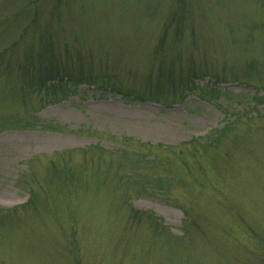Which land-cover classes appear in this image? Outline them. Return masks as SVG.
I'll use <instances>...</instances> for the list:
<instances>
[{
    "label": "rangeland",
    "instance_id": "1",
    "mask_svg": "<svg viewBox=\"0 0 264 264\" xmlns=\"http://www.w3.org/2000/svg\"><path fill=\"white\" fill-rule=\"evenodd\" d=\"M29 1L0 0V264H264V0L38 2L70 76Z\"/></svg>",
    "mask_w": 264,
    "mask_h": 264
},
{
    "label": "trees",
    "instance_id": "2",
    "mask_svg": "<svg viewBox=\"0 0 264 264\" xmlns=\"http://www.w3.org/2000/svg\"><path fill=\"white\" fill-rule=\"evenodd\" d=\"M43 0H30L29 2V7L30 11L35 13V15L33 16V19L31 20V22H29V24L27 25V28L24 31V35L31 36L33 41L37 40L38 42V47H39V51L40 54L38 55L39 58V62L38 63H33V57L35 56H31L32 55V46L29 47V49H26V53H27V62H25V64H28L30 62H32L35 67L40 66V64H42V62H46V66L44 68H47L45 71H42V69L40 68V76H70V74L68 73V68H64L60 70L59 67H62L61 64L57 65V62H55L54 58L56 57L55 55V49H54V44H55V39L62 33L60 32L61 28L55 29V22H59L60 20L58 19V12L56 10V7L53 8L50 11V16L48 17H41L39 18V16L37 17V11H36V7L40 4H38V2H42ZM38 4V5H37ZM37 5V6H36ZM40 15V14H39ZM186 15V14H184ZM60 19V16H59ZM17 44H15L16 46ZM16 47H13L11 50L13 51ZM11 51V52H12ZM38 64V65H36ZM38 68H37V72H38ZM58 73H55V72ZM51 79V78H50ZM70 80L69 77L62 79L61 77L57 80L58 83H64V82H68ZM51 80L47 79L45 82H50ZM158 222L155 221V226H158Z\"/></svg>",
    "mask_w": 264,
    "mask_h": 264
}]
</instances>
